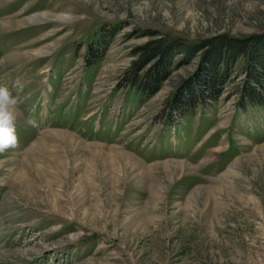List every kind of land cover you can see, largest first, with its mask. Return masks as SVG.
<instances>
[{
	"label": "rangeland",
	"instance_id": "obj_1",
	"mask_svg": "<svg viewBox=\"0 0 264 264\" xmlns=\"http://www.w3.org/2000/svg\"><path fill=\"white\" fill-rule=\"evenodd\" d=\"M147 32L258 34L264 0H0V87L19 98L0 264H264V104L238 108L242 75L168 115L198 61L177 53L150 98L121 86Z\"/></svg>",
	"mask_w": 264,
	"mask_h": 264
},
{
	"label": "trees",
	"instance_id": "obj_2",
	"mask_svg": "<svg viewBox=\"0 0 264 264\" xmlns=\"http://www.w3.org/2000/svg\"><path fill=\"white\" fill-rule=\"evenodd\" d=\"M147 34L153 39L132 51L137 57L122 75L121 86L133 87L150 98L170 75L173 58L179 53L178 65L197 60L198 67L178 84L177 91L167 100L164 112L168 115L183 118L197 106L216 101L224 87L242 75L234 87L238 108L248 104L263 106L264 32L244 37L218 35L195 43L179 38L154 39L155 33Z\"/></svg>",
	"mask_w": 264,
	"mask_h": 264
},
{
	"label": "clouds",
	"instance_id": "obj_3",
	"mask_svg": "<svg viewBox=\"0 0 264 264\" xmlns=\"http://www.w3.org/2000/svg\"><path fill=\"white\" fill-rule=\"evenodd\" d=\"M18 103V97L13 96L6 87H0V153L18 144L15 128ZM27 123L35 126V121L31 118L27 120Z\"/></svg>",
	"mask_w": 264,
	"mask_h": 264
}]
</instances>
